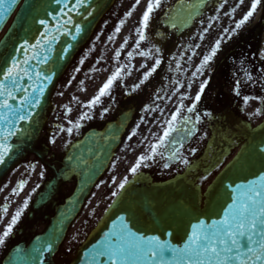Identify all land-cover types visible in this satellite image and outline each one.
<instances>
[{
  "label": "flooded vegetation",
  "instance_id": "af4514ba",
  "mask_svg": "<svg viewBox=\"0 0 264 264\" xmlns=\"http://www.w3.org/2000/svg\"><path fill=\"white\" fill-rule=\"evenodd\" d=\"M182 1L161 0V3L170 8ZM189 1L184 0L185 3ZM209 5L199 22L180 36L176 30L172 32L164 28L159 17L148 23L145 40L139 48L137 29L140 23L119 24L117 28L113 24L99 26L93 36V43L100 47V51L93 52L91 64L86 62V76H78V85L86 84L87 87H71L70 91L56 100L49 114V122L38 141V147L47 149L44 158L46 164L41 165L44 174L37 175L35 182L29 183V195L24 194V199L30 196L34 188V191L41 188L46 180L44 177L47 178L49 171L53 173L55 169L53 163L58 166L62 155L81 135L92 129H101L125 111L132 110L133 117L115 157L108 165L106 173L109 171L117 178L105 181L107 189L132 175L130 170L141 156L146 159L137 173L145 170L154 179L163 180L182 172L203 152L222 110L238 109L247 95H254L259 101L264 100V75L254 78L241 76L238 72L239 59L250 58L258 47L264 30V0L257 9L260 13L257 18L253 16L239 29L236 24L249 9L250 0H243V3L241 0H209ZM217 41L220 42V48L216 56L198 72L203 57L210 53ZM184 43L186 61L181 64L179 72L169 71V61ZM114 47L117 50L113 55ZM140 52L145 55L141 56ZM129 53L132 55L129 56ZM157 60L160 64L156 66V71L144 80L145 73L155 66ZM118 68L123 69L121 78L97 104L87 107ZM197 94L200 95L199 101L195 100ZM193 104L195 108L189 112L187 109ZM176 113L179 115L173 127L183 119H190L196 121L198 131L190 142L176 151L177 162L163 168L166 162L164 145L151 159L147 157L151 155L150 146L159 143V137ZM185 160L188 164L184 163ZM21 167L24 169L18 174L19 177L31 168V163L24 161ZM8 205L5 212L7 216L2 215L0 209V234L11 217L21 209L22 212L10 235L0 244V264L11 248L26 245L40 232L47 218L46 213L51 212L50 207L33 212L31 201H27L26 207H23L22 201ZM55 261L61 264L60 258L57 257Z\"/></svg>",
  "mask_w": 264,
  "mask_h": 264
},
{
  "label": "water",
  "instance_id": "95a60500",
  "mask_svg": "<svg viewBox=\"0 0 264 264\" xmlns=\"http://www.w3.org/2000/svg\"><path fill=\"white\" fill-rule=\"evenodd\" d=\"M113 1L83 0L81 5L76 0H59V3L57 0H18L8 10L4 22L0 24V31L19 6L0 40V79L3 69L11 66L12 60L17 62L20 75L15 86L19 91L12 89L16 99L8 101L12 108L0 109V113H8L7 120L0 121V142L8 131L15 133L8 136L7 143L11 151L5 156V162L0 164V180L17 164L24 152H34V141L42 128L58 80ZM41 20L44 24L40 23ZM69 20L70 23L67 22ZM77 27L80 28L79 33L76 32ZM25 43L26 46L21 48ZM6 83L11 87L10 82ZM25 97L28 102L21 104L20 101ZM37 98L38 106L33 107L31 102ZM20 115L30 119L21 121ZM124 125L123 120L104 134L89 136L71 149L62 175L69 177L72 174L76 177L77 185L73 194L63 206L56 209L43 235L33 239L26 249L15 250L7 264H51L52 255L61 243L65 230L79 213L84 198L102 173ZM236 137L239 151L203 196L183 178L165 184H151L139 178L130 184L111 205L70 264H110L106 258L93 260V250L108 240L114 242L121 229V217L137 236H155L161 242L182 250L188 242L187 237L191 235L193 224L203 220L205 228H210L212 221L224 219V210L231 203V195L239 196L249 187L264 192V180L261 179L264 176V153L259 151L264 147V121L253 130L240 129ZM249 182L254 183L250 185ZM237 185L241 188L238 189ZM49 193L40 195L36 203L46 200ZM49 244L51 251L47 248ZM165 260L170 264H196L194 259H181L179 255L166 256ZM129 264L159 262L136 260L129 261ZM229 264L239 262L232 261Z\"/></svg>",
  "mask_w": 264,
  "mask_h": 264
},
{
  "label": "snow or ice",
  "instance_id": "6c2138e0",
  "mask_svg": "<svg viewBox=\"0 0 264 264\" xmlns=\"http://www.w3.org/2000/svg\"><path fill=\"white\" fill-rule=\"evenodd\" d=\"M18 0H0V24H2L6 18L8 10L15 5ZM137 4L140 0H136ZM59 3V0H57ZM76 3L83 4V0H76ZM161 0H149L146 10L144 11L140 20V27L137 29L139 40L137 41V48L140 43L145 40V31L148 28V23L151 13L156 7H159ZM243 3V0H241ZM262 6V0H250V7L246 11L243 18L236 24V28L239 29L242 25L247 23L250 18L257 12L258 7ZM67 7V5H66ZM69 11L71 9L69 8ZM67 15V13H65ZM131 15V13H129ZM70 23L71 21H67ZM44 24V21H40ZM76 32H80V28H76ZM25 44L21 45L24 48ZM220 48V42L217 41L212 47L210 53L203 57V62L197 71H202L203 68L209 64L213 57L216 56L217 51ZM132 53H129L131 56ZM141 56H144V52H140ZM160 61L155 62V66L145 73L144 80L156 71V66H159ZM123 69L118 68L102 85L99 89L98 95L94 97L88 104L87 107L91 108L97 104L100 99L107 95L115 82L121 78V72ZM20 75V68L15 60L11 61V66L3 69L2 79H0V109H11L12 105L9 104V100H15L16 97L13 94V88L19 91L15 86L18 84L17 76ZM10 82L11 87H9ZM143 83V81H141ZM35 91V90H34ZM203 91V85H201L200 92ZM195 100H200V95L195 96ZM28 102V98L25 97L20 103L24 104ZM247 99L245 103H247ZM33 107H37L39 100L34 99L32 102ZM195 104L189 107L187 110L193 112ZM259 114V110L257 111ZM7 112L0 113V121L7 120ZM179 113L174 114L169 121L168 127L164 130L163 135L159 137V143L152 144L150 146L151 155L148 159H151L157 152V150L164 145L165 140L175 130L173 123L176 121ZM19 119L25 121L30 117L20 115ZM19 131V130H17ZM69 132L71 129L68 130ZM15 133L8 131L3 136V141L0 142V164L5 162V156L11 151V147L8 145V136L14 135ZM260 152L264 153V147L259 149ZM145 157L141 156L138 158L139 162L131 168L132 175L137 174V170L142 166L145 161ZM188 164V161H184ZM264 180V176H261ZM128 183L127 178L119 184V189H124ZM250 185L254 182H249ZM23 186L21 185V188ZM230 188L231 186H226ZM240 189L241 186L237 185ZM117 193L113 192V196ZM231 203L227 205L224 210V219L218 221H212L210 228H205V222L199 221L198 224H193L191 235L187 237V243L184 248L177 249L169 245L167 242H161L160 238L143 237L137 236L136 233L132 232L127 224L124 223V218L121 217V229L116 234L113 240H108L104 245L93 250V260H99V258H106L110 264H129V261L136 260H151L158 261L159 264H170L169 261L165 260L166 256H180L181 259L185 257L189 261L195 260L196 264H229L232 261H238L239 264H264V192L259 188L249 187L243 191L239 196L233 194L230 197ZM27 202H25V207ZM111 208L112 206L109 205ZM5 212L7 209L4 210ZM22 209L17 211L12 217L7 226L5 227L2 234H0V244H3L5 239L10 235L13 227L21 216ZM171 234V233H169ZM49 251H51V244L47 245ZM246 249V251H245Z\"/></svg>",
  "mask_w": 264,
  "mask_h": 264
},
{
  "label": "rangeland",
  "instance_id": "374dc122",
  "mask_svg": "<svg viewBox=\"0 0 264 264\" xmlns=\"http://www.w3.org/2000/svg\"><path fill=\"white\" fill-rule=\"evenodd\" d=\"M123 2H127V0H119L117 2L116 6L114 7V9L111 13V17L113 15H115V12L120 10ZM262 117H263V112L259 111V114H256V115L249 117L248 121H249V123L256 124L262 119ZM208 182H209V180L206 181L205 185ZM111 200L112 199L110 198L108 201H106V203H102V199L100 198L99 191L98 190L94 191L93 197L90 199L88 206L86 207V209L84 211L83 216H81L75 224L76 227H78L79 224H81V222L85 221L88 218V222H87L88 226L86 227V229L83 233V236H81L79 239L84 238L86 236V234L95 226L97 221L101 218L102 214L104 213V211L106 210V208L110 204ZM78 243H79V241H78ZM67 246H68V243L66 242L62 245V248H66Z\"/></svg>",
  "mask_w": 264,
  "mask_h": 264
}]
</instances>
